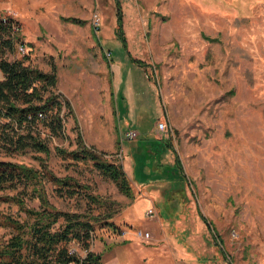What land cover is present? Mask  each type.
<instances>
[{
    "label": "rangeland",
    "instance_id": "1",
    "mask_svg": "<svg viewBox=\"0 0 264 264\" xmlns=\"http://www.w3.org/2000/svg\"><path fill=\"white\" fill-rule=\"evenodd\" d=\"M120 3L127 51L143 66L117 38L114 0H0V21L13 17L19 25L3 58L44 72L55 66L52 91L63 104L64 126V138L39 126L48 154L10 153L0 141V160L37 169L42 160L54 175L114 200L111 220L122 231L95 224L93 244L128 234L126 241L156 239L155 264H264V0ZM78 136L122 165L133 198L91 161L56 155V146L75 149ZM44 186L59 210L102 213L104 205L58 197L53 185ZM137 230L150 238L139 239ZM7 237L0 228V239ZM132 245L104 250L102 264H140ZM69 246L85 254L80 244Z\"/></svg>",
    "mask_w": 264,
    "mask_h": 264
},
{
    "label": "trees",
    "instance_id": "2",
    "mask_svg": "<svg viewBox=\"0 0 264 264\" xmlns=\"http://www.w3.org/2000/svg\"><path fill=\"white\" fill-rule=\"evenodd\" d=\"M116 6V35L129 60L139 66L142 61L134 59L127 51L123 33L120 0ZM66 20L81 24L75 17ZM14 39L9 24L0 21V141L10 153L33 151L48 154V143L41 137L39 126L51 136L64 138V126L60 111L62 103L52 89L57 82L56 68L41 71L23 60L8 61L3 58L5 50L14 49ZM110 55V52H109ZM108 64L112 61L106 56ZM64 106L70 107L63 99ZM166 146L171 147L168 143ZM56 155L74 161H91L93 167L110 180L118 192L133 198V190L121 164L105 159V155L86 147L78 136L76 148L66 150L56 146ZM175 168L181 172V162L174 149ZM40 169L10 160H0V228L6 229L8 237L0 239V264H102L99 253L89 250L95 238V224L111 229L116 234L122 229L112 220L117 211L114 200L90 193V187L78 183L70 176L58 177L40 160ZM45 182L53 185L58 197L81 196L88 204L104 205L102 213L86 208L82 212H69L55 208L48 199ZM37 200L32 207L29 201ZM15 207V209H13ZM200 218L210 226L204 216ZM210 228V227H209ZM213 232V230L211 229ZM214 233V232H213ZM70 243L80 244L85 254L70 252ZM219 251L221 242L214 239ZM78 249V248H77Z\"/></svg>",
    "mask_w": 264,
    "mask_h": 264
},
{
    "label": "crops",
    "instance_id": "3",
    "mask_svg": "<svg viewBox=\"0 0 264 264\" xmlns=\"http://www.w3.org/2000/svg\"><path fill=\"white\" fill-rule=\"evenodd\" d=\"M150 204V203H149ZM153 204V203H152ZM141 209L142 207H139ZM142 212V209H141ZM152 223H156V220H152ZM130 225V224H129ZM122 237V238H121ZM125 237V238H124ZM131 235L118 236V237H103L104 241L100 239L95 240L94 244L91 243L89 250L94 253H99L100 255L104 250H110L113 245H121V244H133V248L137 251L136 253L140 256V264H155L156 263V239L155 243L152 241L149 242H135V241H126L129 239ZM128 242V243H127ZM125 249H130L129 247Z\"/></svg>",
    "mask_w": 264,
    "mask_h": 264
},
{
    "label": "built area",
    "instance_id": "4",
    "mask_svg": "<svg viewBox=\"0 0 264 264\" xmlns=\"http://www.w3.org/2000/svg\"><path fill=\"white\" fill-rule=\"evenodd\" d=\"M12 18L13 17H8V20H7V17H2L1 18L2 22L9 24V31H10L11 35L13 34L14 30L18 29L16 27H19V25L16 22V20H14ZM17 47H18L19 50H23L22 43H17ZM157 128L160 129V130L163 129L164 128V124L163 123H158ZM128 135L130 137H132V136H134V133L130 132ZM135 235L141 240H144L146 238H150V233L148 231L137 230V231H135Z\"/></svg>",
    "mask_w": 264,
    "mask_h": 264
},
{
    "label": "bare ground",
    "instance_id": "5",
    "mask_svg": "<svg viewBox=\"0 0 264 264\" xmlns=\"http://www.w3.org/2000/svg\"><path fill=\"white\" fill-rule=\"evenodd\" d=\"M75 251H77V248L72 246L71 249H70V252H75Z\"/></svg>",
    "mask_w": 264,
    "mask_h": 264
}]
</instances>
